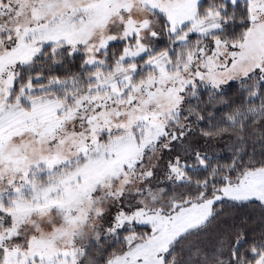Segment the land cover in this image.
<instances>
[{"label":"snow or ice","instance_id":"obj_1","mask_svg":"<svg viewBox=\"0 0 264 264\" xmlns=\"http://www.w3.org/2000/svg\"><path fill=\"white\" fill-rule=\"evenodd\" d=\"M0 264H264V0H0Z\"/></svg>","mask_w":264,"mask_h":264}]
</instances>
